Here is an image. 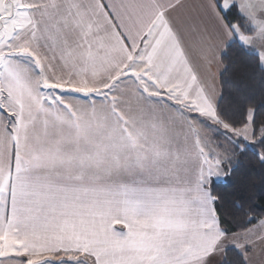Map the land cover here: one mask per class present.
I'll return each instance as SVG.
<instances>
[{"label":"snow or ice","instance_id":"obj_1","mask_svg":"<svg viewBox=\"0 0 264 264\" xmlns=\"http://www.w3.org/2000/svg\"><path fill=\"white\" fill-rule=\"evenodd\" d=\"M262 110L264 0H0V264H253L264 216L214 193Z\"/></svg>","mask_w":264,"mask_h":264},{"label":"trees","instance_id":"obj_2","mask_svg":"<svg viewBox=\"0 0 264 264\" xmlns=\"http://www.w3.org/2000/svg\"><path fill=\"white\" fill-rule=\"evenodd\" d=\"M224 65H229V69L224 73L223 77L219 74L220 89L225 91V105L228 104V92L234 91V85L245 81L256 93L257 102L260 100V70L253 65L245 63L243 57L233 51L231 58L223 61ZM228 81L229 83H225ZM264 115V110L261 111ZM246 175V187L241 189L238 182L239 178ZM264 177V167L259 162L251 157L246 156L241 158L239 172L234 176V183H228L226 180H218L214 194L223 196L222 200V218L223 227L236 231V224L239 220L244 219L242 214L236 212L233 207V202H239L241 197L244 198L245 207L252 206V214L256 216H264V184L261 183ZM230 260L234 259L233 254L229 253Z\"/></svg>","mask_w":264,"mask_h":264},{"label":"rangeland","instance_id":"obj_3","mask_svg":"<svg viewBox=\"0 0 264 264\" xmlns=\"http://www.w3.org/2000/svg\"><path fill=\"white\" fill-rule=\"evenodd\" d=\"M223 67V64H221L219 67L213 66L212 72L216 73V79H217V90H220V84H219V71L220 68ZM261 261H264V256H256L253 258V264H261Z\"/></svg>","mask_w":264,"mask_h":264}]
</instances>
